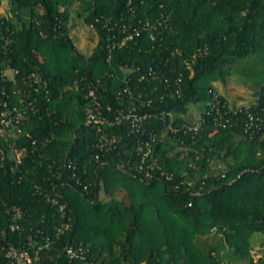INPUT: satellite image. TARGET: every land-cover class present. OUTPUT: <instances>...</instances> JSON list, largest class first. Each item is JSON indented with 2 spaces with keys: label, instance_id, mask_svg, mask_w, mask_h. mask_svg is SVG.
<instances>
[{
  "label": "trees",
  "instance_id": "trees-1",
  "mask_svg": "<svg viewBox=\"0 0 264 264\" xmlns=\"http://www.w3.org/2000/svg\"><path fill=\"white\" fill-rule=\"evenodd\" d=\"M73 3L97 33L89 55L69 35ZM6 4L0 264H11L9 245L31 254L41 246L35 264H254L252 235L264 232V78L255 100L237 108L212 82L224 81L236 59L264 51V0ZM89 86L111 116L133 108L150 116L138 131L128 121L107 128L117 141L99 150L85 122ZM201 101L197 121L183 116ZM145 142L151 154L138 170ZM50 197L66 204L63 213ZM211 233L218 238L208 240ZM78 247L82 257L70 258L67 249Z\"/></svg>",
  "mask_w": 264,
  "mask_h": 264
},
{
  "label": "rangeland",
  "instance_id": "rangeland-1",
  "mask_svg": "<svg viewBox=\"0 0 264 264\" xmlns=\"http://www.w3.org/2000/svg\"><path fill=\"white\" fill-rule=\"evenodd\" d=\"M6 0L2 1L0 11H6ZM80 11L79 4L73 3L70 7V17L68 20L69 35L78 50L86 55L92 51L97 33L95 29L86 25L83 18L78 15ZM11 76V72L7 71ZM264 78V51L252 53L250 56L236 59L231 65L230 75L226 76L224 81L216 79L212 82V86L226 97L232 108L250 105L254 99L253 86ZM229 88V89H228ZM204 101L192 104L189 103L187 112L184 117L190 121H197L199 118V108ZM216 166H224L223 162L212 165V169ZM102 196V195H101ZM208 240H216L218 235L211 233L206 237ZM252 257L254 264H257L259 258L264 259V232H255L252 235ZM239 264H250L248 262H240Z\"/></svg>",
  "mask_w": 264,
  "mask_h": 264
},
{
  "label": "built area",
  "instance_id": "built-area-1",
  "mask_svg": "<svg viewBox=\"0 0 264 264\" xmlns=\"http://www.w3.org/2000/svg\"><path fill=\"white\" fill-rule=\"evenodd\" d=\"M31 77L34 81L38 82L39 78H37L34 74H31ZM45 85V82L44 84ZM86 98L87 101L84 106V111H85V122L89 125H91L96 133L98 134V142L96 143V146L99 148V150H105L107 148H110L113 143L117 141V138L112 131L109 129L111 128H120L122 125H126V121H128V125L126 126L129 130H135L138 131L140 129V126L146 120L150 114L148 113H136L134 108L132 110L128 111H122L120 113L113 114L112 116L108 114V112H111V106L108 103H102L101 98H103V95L98 91L96 87H91L89 86L87 91H86ZM5 114L4 112H1L0 115ZM3 116V115H2ZM22 117V114L20 112L17 113V118ZM249 124H247L248 127H250L253 123V116L249 115ZM1 125H7L8 124V119L2 117L0 119ZM199 122L195 123L192 125V129L196 130L199 127ZM255 127L257 129L260 128L259 123L256 122ZM109 128V129H107ZM0 132L2 133L3 130ZM144 150L141 153V164L137 166L138 170H143V165L142 163L149 158L151 148H150V143L145 142L144 144ZM142 149V146L139 147ZM20 155L21 151L20 150H15L14 151V156L17 162L20 161ZM96 158L99 159V154L95 155ZM155 165V159L151 157V161H149L146 164V174L149 173V169H153ZM122 169H125V167L120 166ZM74 173L72 174V176ZM82 188L85 190L87 188L86 185H83ZM53 205L58 206V210L63 213L64 208L66 206L65 203L60 202L56 197H50L48 199ZM12 217H19L20 216V211L18 208H12ZM68 225L63 226L62 228L59 229V232H62L63 229L67 228ZM47 242L45 243V246L47 245ZM41 249V246H38L36 250H34L33 254H31L28 250L25 249H20L17 248L13 245H9L7 249L5 250V254L7 257L10 258L11 264H35V262L38 260V252ZM67 253L70 256V258H81L82 257V249L78 247L77 249L73 248H68Z\"/></svg>",
  "mask_w": 264,
  "mask_h": 264
},
{
  "label": "crops",
  "instance_id": "crops-1",
  "mask_svg": "<svg viewBox=\"0 0 264 264\" xmlns=\"http://www.w3.org/2000/svg\"><path fill=\"white\" fill-rule=\"evenodd\" d=\"M229 89V88H228ZM223 95V94H222ZM224 96V95H223ZM254 100H255V95H254V97H252Z\"/></svg>",
  "mask_w": 264,
  "mask_h": 264
}]
</instances>
